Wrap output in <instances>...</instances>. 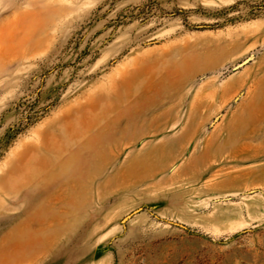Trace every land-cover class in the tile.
<instances>
[{
    "label": "rangeland",
    "instance_id": "rangeland-1",
    "mask_svg": "<svg viewBox=\"0 0 264 264\" xmlns=\"http://www.w3.org/2000/svg\"><path fill=\"white\" fill-rule=\"evenodd\" d=\"M261 105L264 0H0V264H264Z\"/></svg>",
    "mask_w": 264,
    "mask_h": 264
},
{
    "label": "bare ground",
    "instance_id": "bare-ground-1",
    "mask_svg": "<svg viewBox=\"0 0 264 264\" xmlns=\"http://www.w3.org/2000/svg\"><path fill=\"white\" fill-rule=\"evenodd\" d=\"M262 100V98H261ZM261 102V101H260ZM260 105V104H259ZM260 110V109H259ZM264 121V105H261V110L259 111L258 115H257V119H256V123H255V126L247 133V134H244V138H251V139H254V138H258L259 135H260V127L258 125V122H263ZM70 123V122H69ZM79 123V121H78ZM71 125V124H70ZM75 125V124H74ZM81 127V126H80ZM264 127V126H263ZM76 128V127H75ZM71 129V128H70ZM78 129V128H77ZM69 130V129H68ZM70 131H73V130H70ZM73 135V134H72ZM63 136V135H62ZM230 136V135H229ZM228 136V138H229ZM233 136V135H232ZM58 140V139H57ZM60 142V141H59ZM50 145V144H49ZM62 146V145H61ZM255 156V155H254Z\"/></svg>",
    "mask_w": 264,
    "mask_h": 264
},
{
    "label": "water",
    "instance_id": "water-1",
    "mask_svg": "<svg viewBox=\"0 0 264 264\" xmlns=\"http://www.w3.org/2000/svg\"><path fill=\"white\" fill-rule=\"evenodd\" d=\"M247 60H248V59H245L242 63H240V65L243 64V63H244L245 61H247Z\"/></svg>",
    "mask_w": 264,
    "mask_h": 264
}]
</instances>
